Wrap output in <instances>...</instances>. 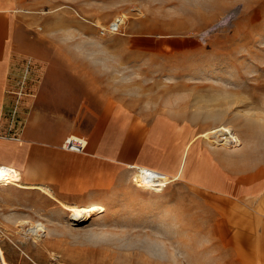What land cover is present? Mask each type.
Segmentation results:
<instances>
[{
  "label": "rangeland",
  "instance_id": "1",
  "mask_svg": "<svg viewBox=\"0 0 264 264\" xmlns=\"http://www.w3.org/2000/svg\"><path fill=\"white\" fill-rule=\"evenodd\" d=\"M95 5L69 8L76 23L67 20L66 33L76 39H57L63 31L52 26L36 45L44 67L32 65L37 82L50 73L89 96L36 108L85 136L108 106L117 146L143 141L148 165L168 173L187 165L163 192L140 187L137 169L121 164L100 166L109 186L92 192L59 196L39 184L54 197L18 188L20 175L0 190V264H264V0ZM222 125L242 139L235 155L202 137ZM91 202L99 216L71 227L65 205ZM25 220L44 222L51 235L26 234Z\"/></svg>",
  "mask_w": 264,
  "mask_h": 264
},
{
  "label": "crops",
  "instance_id": "2",
  "mask_svg": "<svg viewBox=\"0 0 264 264\" xmlns=\"http://www.w3.org/2000/svg\"><path fill=\"white\" fill-rule=\"evenodd\" d=\"M84 1L93 4L84 6ZM95 3L98 0H0V164L25 176V186L44 185L59 196L109 186L107 181H100V166L121 164L133 170L144 166L167 173L148 165V146L143 141L117 146L115 137L119 134L114 123L108 121V106L101 124L85 136L62 124L60 113L53 115L35 106L50 105V100H64L67 96H89L81 89L77 94L69 91L67 82L59 78L50 80V73L43 82H37L38 71L32 65L44 67L43 50L36 49V45L50 39V28L58 26L63 31L56 33L57 39H76V34L66 33L67 20L76 23L69 8L79 10ZM55 83V87L50 86ZM124 130L122 126L120 133L126 134ZM70 141L74 148L67 146ZM180 170L181 166L176 174L170 171L172 177L178 176Z\"/></svg>",
  "mask_w": 264,
  "mask_h": 264
},
{
  "label": "bare ground",
  "instance_id": "3",
  "mask_svg": "<svg viewBox=\"0 0 264 264\" xmlns=\"http://www.w3.org/2000/svg\"><path fill=\"white\" fill-rule=\"evenodd\" d=\"M124 18H125V16H120L119 17V19H120L119 23H117V20H116V22L114 23V24H116V28L121 27V22H123ZM202 137L204 138V141L206 142V144L211 149L218 151V152L224 151V153H227L229 155H235L236 153L241 151V148H242L241 146L243 145L242 139L239 137V135L237 134V132L235 131V128L233 126H223L222 125L220 127H217V128H214V129L207 131L206 133H204L202 135ZM71 143H72V141H70L67 145L70 148L73 147V145H71ZM185 153H186V157H187L188 153L187 152H185ZM224 162L227 164L226 160ZM233 163H234V161H233ZM165 164H167V163H165ZM186 164H187V159L183 160L182 165H181V170H180L178 176H173V177L171 175L172 173H168V172L166 173V172H162V171L160 172L158 170H155V169H152L149 167H144V166L136 167V168H141L142 170H144L145 173L149 172L148 174L150 175L149 180L147 178H145V176H142L141 177V180H142L141 184L142 185H139V186L143 187L144 189H154L157 192H163L169 184L173 183L174 181H176L180 178L181 174L183 173V171L185 169ZM94 169L95 168H93V170ZM93 170H92V172H93ZM87 171H89V170H87ZM17 187L20 189L33 188L31 186L30 187L25 186L24 184H20ZM35 188H38V189L45 191L49 196L50 195L53 196L51 194L50 190L46 187L45 188L44 187H35ZM65 210L69 213L70 226L75 228V227H80L83 224H87L92 219L98 217L99 213L101 212L102 209H101V206L99 203L91 202L90 204L84 205V206L77 205V204L65 205ZM20 223H21L20 226L22 228H25V225H27V224L31 225L29 230H26L25 232H26V234H29L38 240H41L43 238H47L51 235L50 228L44 222L37 221V222L32 223L31 221L25 220V221H21ZM159 249H160V251H162V248H159ZM164 257H166V254L164 252H162L161 258H164Z\"/></svg>",
  "mask_w": 264,
  "mask_h": 264
},
{
  "label": "built area",
  "instance_id": "4",
  "mask_svg": "<svg viewBox=\"0 0 264 264\" xmlns=\"http://www.w3.org/2000/svg\"><path fill=\"white\" fill-rule=\"evenodd\" d=\"M111 27H112V30H114L115 32L119 31L118 28L115 29L116 24H113ZM137 171H138L137 181L139 185H142L141 184L142 176H145V178L149 180V177H150V175L148 174L149 172L145 173L144 170H142L141 168H137ZM19 179H20V173L18 172V170H16L15 168L11 166L0 164V188L13 186L15 184L18 185Z\"/></svg>",
  "mask_w": 264,
  "mask_h": 264
}]
</instances>
